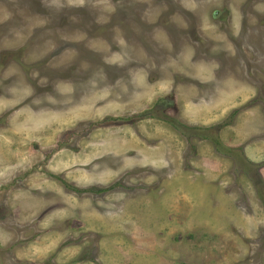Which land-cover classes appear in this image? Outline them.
Listing matches in <instances>:
<instances>
[{
  "label": "rangeland",
  "instance_id": "rangeland-1",
  "mask_svg": "<svg viewBox=\"0 0 264 264\" xmlns=\"http://www.w3.org/2000/svg\"><path fill=\"white\" fill-rule=\"evenodd\" d=\"M263 202L264 0H0V264H264Z\"/></svg>",
  "mask_w": 264,
  "mask_h": 264
},
{
  "label": "trees",
  "instance_id": "trees-1",
  "mask_svg": "<svg viewBox=\"0 0 264 264\" xmlns=\"http://www.w3.org/2000/svg\"><path fill=\"white\" fill-rule=\"evenodd\" d=\"M193 130H198L200 133H207V135H202V139L204 140H208V139H212V141L217 145L219 146L218 150L221 151V143H220V140L216 137V132H214L211 128L207 129V128H194V127H191ZM264 204V202H263Z\"/></svg>",
  "mask_w": 264,
  "mask_h": 264
}]
</instances>
